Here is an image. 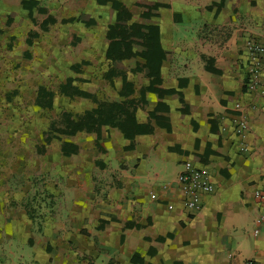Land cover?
<instances>
[{"label": "crops", "instance_id": "1", "mask_svg": "<svg viewBox=\"0 0 264 264\" xmlns=\"http://www.w3.org/2000/svg\"><path fill=\"white\" fill-rule=\"evenodd\" d=\"M120 1L131 8L136 0ZM176 1L187 6L185 11L201 13L179 22L172 7L160 9V41L171 53L160 67V87L180 90L190 111L181 115L177 98L146 91V103L137 105L135 116L140 123L150 122L152 133L137 135L134 148L125 150L129 141H121L122 133L103 128L100 146L113 149L114 156L103 167L95 157L93 177L78 180L86 188L85 202L75 198L69 215L79 227L71 230L59 222L46 235L30 233V259L20 254L17 264H95L101 251L104 264H131L134 253L141 264H242L246 259L264 264V224L256 222L264 197L254 196L256 190L264 194V77L249 90L244 64L245 39L264 34V0H226L206 12L220 0ZM125 75L138 99L143 73ZM179 81L185 85L179 87ZM114 86L121 89V78ZM158 102L171 108L157 112L168 118L169 131L149 117ZM236 115L249 122L244 140L234 132ZM200 158L209 160L215 189L203 196L202 209L190 214L177 198L176 178L184 160L201 165Z\"/></svg>", "mask_w": 264, "mask_h": 264}, {"label": "rangeland", "instance_id": "2", "mask_svg": "<svg viewBox=\"0 0 264 264\" xmlns=\"http://www.w3.org/2000/svg\"><path fill=\"white\" fill-rule=\"evenodd\" d=\"M39 1L46 6L47 14L35 11L29 16L17 9V0L0 2V9L15 12L10 20L0 14V260L8 258L11 264H17L20 254L30 259V233L46 235L48 227L55 231L59 222L71 230L79 227V221L69 215L75 198L82 197L85 202L86 188L79 187L78 180L93 177L95 157L108 163L114 156L113 149L112 154L99 149L95 132L65 135L58 131L63 126L64 112L81 114L93 108L95 101L118 95L115 86L101 77L103 64L96 60L104 55L107 45L102 33L105 28L61 21L76 16L89 0ZM129 9L133 17L140 12L135 4ZM48 14L57 21L41 30L40 23ZM34 32L39 36L34 37ZM27 39L32 44L28 45ZM81 60H89L92 67L83 66L79 72L70 68ZM126 72H132L128 66L119 72L116 81ZM68 77L72 78L73 88L91 96L61 94L58 85ZM40 85L54 92L50 108L36 104ZM66 142L77 146L69 156L62 153ZM200 159L207 167L209 160ZM169 175L167 172V178ZM77 259L85 260L84 256ZM105 259L106 253L101 251L95 264H104Z\"/></svg>", "mask_w": 264, "mask_h": 264}, {"label": "trees", "instance_id": "3", "mask_svg": "<svg viewBox=\"0 0 264 264\" xmlns=\"http://www.w3.org/2000/svg\"><path fill=\"white\" fill-rule=\"evenodd\" d=\"M4 0H0L3 2ZM21 10L31 16L35 11L47 14V8L40 5L39 0H21ZM226 0H220L219 3H213L204 8V11L212 10L214 6H223ZM135 5L140 8V12L133 17L130 9L120 0H89L76 16L63 18V23H73L86 28L92 26H103L102 30L107 45L102 57H97V62L102 65V78L108 80L109 84L114 86V79L122 69L127 66L132 72H142L144 75L143 85L139 92L138 99L132 97L134 92L133 83L128 81L125 73L121 76L122 87L116 97H105L102 100L95 101L96 105L84 111L81 114H71L64 112V122L62 128L58 131L65 135H74L77 132H95L97 139H100L102 129L111 127L117 128L122 133L121 141L128 140L129 143L123 145V149L130 150L134 148V138L141 134H150L153 132V126L150 122L140 123L137 121L135 111L137 105L141 102L146 103L145 92H153L162 98L165 95L177 98L182 107L178 108L181 115L188 113L191 106L184 103L183 94L175 88H161L160 67L163 61L170 59V51L162 47L160 41L161 22L160 9L163 7H172L175 11L174 19L182 22L187 19L199 17L201 11L197 9L186 10L187 6L181 5L177 1H159V0H136ZM0 14H5L7 18L12 19L14 11L0 9ZM56 17L48 14L40 23L41 30H46L51 24L56 23ZM1 33V29H0ZM34 37L39 36L34 32ZM28 45L32 44L31 39H27ZM92 67L89 60H81L74 63L70 68L79 72L81 67ZM211 71H218L215 68H209ZM94 71V70H92ZM185 81H179V87H183ZM74 89V90H73ZM61 94L67 96H91L85 90L73 88L72 78L68 77L65 82L58 85ZM54 92L47 87L40 85L38 87L36 104L40 107L50 108L53 105ZM171 108L163 102H158L152 111L149 112L150 119H154L159 125L167 131L171 129L168 118L157 114L163 110L169 112ZM196 127V126H195ZM216 126L211 120V133H215ZM72 147V150L68 149ZM103 152L112 154L111 149L99 146ZM77 146L68 142L62 146V153L69 156L75 153ZM207 156V155H206ZM106 160H97L96 164L103 167ZM133 224L127 223L130 227ZM131 264H141L142 258L138 253H134L130 258Z\"/></svg>", "mask_w": 264, "mask_h": 264}, {"label": "built area", "instance_id": "4", "mask_svg": "<svg viewBox=\"0 0 264 264\" xmlns=\"http://www.w3.org/2000/svg\"><path fill=\"white\" fill-rule=\"evenodd\" d=\"M246 86L254 90L261 77H264V34L262 38H246L244 41ZM234 132L244 140L249 129V122L244 115H236L233 119ZM241 149H245L242 146ZM215 189L210 171L191 159L182 163V169L176 178V194L180 205L187 213L199 212L203 207V196L211 194ZM256 198L264 197L260 190L254 192ZM167 208L172 210L174 203L169 201ZM256 222L264 224V210L256 217ZM256 232V230H255ZM242 264H254L251 259H246Z\"/></svg>", "mask_w": 264, "mask_h": 264}]
</instances>
